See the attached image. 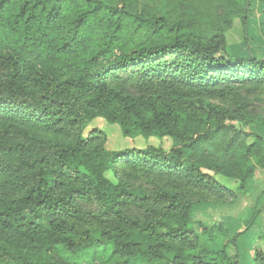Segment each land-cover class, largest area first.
I'll return each mask as SVG.
<instances>
[{
    "label": "trees",
    "instance_id": "16d2710c",
    "mask_svg": "<svg viewBox=\"0 0 264 264\" xmlns=\"http://www.w3.org/2000/svg\"><path fill=\"white\" fill-rule=\"evenodd\" d=\"M166 1L0 0V264H240L264 191L233 236L193 208L226 206L221 179L250 191L264 170L246 129L259 111L211 101L264 86L249 37L264 0ZM237 21L246 58L228 50ZM98 119L172 143L111 151Z\"/></svg>",
    "mask_w": 264,
    "mask_h": 264
},
{
    "label": "rangeland",
    "instance_id": "374dc122",
    "mask_svg": "<svg viewBox=\"0 0 264 264\" xmlns=\"http://www.w3.org/2000/svg\"><path fill=\"white\" fill-rule=\"evenodd\" d=\"M147 4L151 5L157 14H163L166 11V0H146ZM262 4H259L250 12L249 18V37L250 48L254 51L257 58L264 61V36L261 33L260 25L264 22V15L261 14ZM228 50L236 58H246L248 56V47L243 42V33L241 23L236 22L235 27L228 34ZM212 102L224 106L236 105L244 102L251 106L252 109L259 111L258 117L260 120L264 119V86H252L248 90L234 89L222 96H217L211 99ZM92 128H100L108 136V150L120 151L125 149H145L148 146H156L166 148L170 146V140H162L159 138H144L137 137L135 139L125 138L122 131L117 125H110L102 119L94 121L90 126ZM248 131L264 136V126L262 124L254 125L246 128ZM172 143V142H171ZM256 161L252 163L255 164ZM111 174L109 173V177ZM221 183L230 187L237 193V198L231 201L226 206H217L209 200L196 203L193 208V218L196 222H203L209 225H220L228 227L232 231V236L238 232L243 231L245 227V220L247 219L248 210L251 209L257 198L264 191V170L259 169L256 180L250 191H240L238 183H231L225 179L220 180ZM138 183L145 184L149 188L159 187V183H154L150 180H142ZM264 201V200H263ZM253 238L260 239L259 246L264 250V212L261 216V223L252 229ZM249 235V233H248ZM246 235L239 239V247L241 248L240 264H254L253 262V243L250 237ZM248 236V237H247ZM246 237V240H245ZM217 250L220 247L215 245ZM250 249V250H249Z\"/></svg>",
    "mask_w": 264,
    "mask_h": 264
},
{
    "label": "crops",
    "instance_id": "0c3cea01",
    "mask_svg": "<svg viewBox=\"0 0 264 264\" xmlns=\"http://www.w3.org/2000/svg\"><path fill=\"white\" fill-rule=\"evenodd\" d=\"M248 236L250 237V240H255V238H253L254 236H253V234H252V231L249 233ZM249 250H250V249H249Z\"/></svg>",
    "mask_w": 264,
    "mask_h": 264
}]
</instances>
